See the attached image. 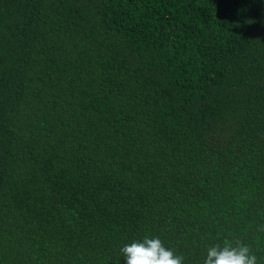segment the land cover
<instances>
[{
  "label": "trees",
  "instance_id": "1",
  "mask_svg": "<svg viewBox=\"0 0 264 264\" xmlns=\"http://www.w3.org/2000/svg\"><path fill=\"white\" fill-rule=\"evenodd\" d=\"M145 238L264 264V0H0V264Z\"/></svg>",
  "mask_w": 264,
  "mask_h": 264
},
{
  "label": "clouds",
  "instance_id": "2",
  "mask_svg": "<svg viewBox=\"0 0 264 264\" xmlns=\"http://www.w3.org/2000/svg\"><path fill=\"white\" fill-rule=\"evenodd\" d=\"M120 252L125 264H182L183 257L166 249L159 238H145L143 242L124 245ZM204 264H257V258L247 245H213L207 250Z\"/></svg>",
  "mask_w": 264,
  "mask_h": 264
}]
</instances>
